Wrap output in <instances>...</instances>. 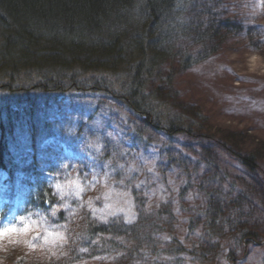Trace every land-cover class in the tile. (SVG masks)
I'll return each instance as SVG.
<instances>
[{
	"label": "rangeland",
	"instance_id": "1",
	"mask_svg": "<svg viewBox=\"0 0 264 264\" xmlns=\"http://www.w3.org/2000/svg\"><path fill=\"white\" fill-rule=\"evenodd\" d=\"M209 5L218 21L210 15L208 24L217 32L219 18L242 29L232 28L208 59L187 70L175 61L171 91L178 94L170 102L177 111L200 112L195 133L219 135L233 153L197 136L155 131L104 94L0 95L47 104L58 144L88 176L75 188L107 233L89 243L80 236L82 217L69 227L53 218L21 219L17 232L0 237V264H264V0ZM187 14L192 21L195 9ZM138 131L148 141L144 151L133 141ZM110 150L115 176L92 160ZM234 151L253 156L261 169L251 173ZM252 231L256 239H241Z\"/></svg>",
	"mask_w": 264,
	"mask_h": 264
},
{
	"label": "trees",
	"instance_id": "2",
	"mask_svg": "<svg viewBox=\"0 0 264 264\" xmlns=\"http://www.w3.org/2000/svg\"><path fill=\"white\" fill-rule=\"evenodd\" d=\"M209 3L216 0H0V95L104 94L155 131L171 138L197 136L233 153L219 135L195 133L200 112L177 111L170 102L178 94L171 91L175 61L187 70L208 59L232 28L242 29L219 18L223 32H217L208 24L210 15L218 21ZM191 9L195 17L189 21ZM45 104L37 98L0 97V226L42 217L69 227L82 217L80 236L93 243L107 233L85 194L75 188L74 181L87 183L88 176L58 144L57 122ZM81 132L71 141L78 142ZM144 139L138 131L133 141L139 150L146 149ZM100 153L93 164L113 173L107 163L114 160L111 150ZM234 156L251 173L261 169L251 155L234 151ZM249 237L258 235L243 233L241 239Z\"/></svg>",
	"mask_w": 264,
	"mask_h": 264
},
{
	"label": "snow or ice",
	"instance_id": "3",
	"mask_svg": "<svg viewBox=\"0 0 264 264\" xmlns=\"http://www.w3.org/2000/svg\"><path fill=\"white\" fill-rule=\"evenodd\" d=\"M17 231H18V229L15 225H9V226L0 228V237H3L4 235H6L8 233H14Z\"/></svg>",
	"mask_w": 264,
	"mask_h": 264
}]
</instances>
